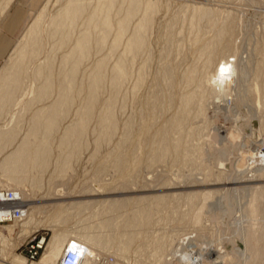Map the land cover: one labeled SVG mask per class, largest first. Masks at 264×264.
Masks as SVG:
<instances>
[{"label": "bare ground", "instance_id": "bare-ground-1", "mask_svg": "<svg viewBox=\"0 0 264 264\" xmlns=\"http://www.w3.org/2000/svg\"><path fill=\"white\" fill-rule=\"evenodd\" d=\"M254 2L255 1H253V3ZM256 2L260 3V5L257 6L262 8V10L259 11L262 15H264V0H256ZM84 5V0H68L67 3L52 16L48 25L49 38L54 41L53 49L58 51L65 50L61 58L60 68L57 71L58 75H55L54 73V56L52 54L48 56L49 61L40 62L35 67V77L36 79H41V83L37 88V99H49L55 89L57 90V97L48 105H44L43 107L33 111L28 129L26 133L23 134L21 140H17L22 129V126L18 125L22 119L19 115L14 116L12 120L14 124L11 122L10 124L4 126L0 131V155H3L0 160V190L12 191L18 194L20 199L25 197V193L20 187V185L25 182L23 181L22 173H25L28 169L35 168V162L40 159L43 166L45 165V162L47 161L46 154L50 153L49 151L51 145L49 143V138L53 136L56 131H58L62 120L69 113V109L75 97V90H78L79 92H82L83 90L86 93L84 94L86 104L83 111L79 113L78 119L72 125L68 126L62 136L61 145H66L70 148V152L66 155L63 165L69 168L72 160L84 147V143L82 145L81 139L86 137L88 124L93 116L94 109L97 107L98 101L100 100L101 87L103 86L105 78L104 64L106 59H102L95 65L93 73L89 76L87 85L84 86L80 81L81 67L84 62L89 59L93 47L96 49H104L111 38L109 55L116 57L115 64L112 68L110 82L112 96L107 102L100 121L101 138L104 140L112 138L118 131L120 122L118 116L120 112L118 111L123 108V105H121V109H119L120 107H117V105L124 86L130 80H133V90L137 91L144 86L150 72V63L152 60L149 55L151 45L149 40V31L154 25L155 15L161 8L160 1L98 0L94 13L84 19L83 29L76 33V27L82 20L84 14ZM118 5L120 7L119 9L117 8L118 11H115L116 22L114 23L112 21V10ZM181 12H183L184 15L182 24L179 28L176 25V23L178 24V21L169 22L167 25L166 29L169 33L167 36L169 35L168 40H170V43L168 42L169 44L166 46L169 48H167L166 52L162 54V59L165 58V60L163 59L165 63L163 62L164 64L162 67L160 66L161 68H159L160 73L156 76L157 81L154 78L156 85L153 84L152 88H154V86L155 89L158 88L156 90L157 93L152 96L151 101L149 100L147 102V116H149L152 120L158 115L161 118V115L165 113L164 110L167 112V108L168 111L171 108H175L173 115L169 114L172 116L171 119L165 121L166 124L163 123L165 125L163 127L161 126L162 128L157 130L155 134L153 133L154 135L152 136L155 139L151 137V140L153 139L151 148H149V151L152 153L150 160L151 165L154 166L158 163L162 164L167 162L169 160V156L171 158V155H176L180 159V155H182V153L184 159L189 158V156L192 158V150L189 149L188 142H190V137L194 134V127L191 128V125L188 126V123H190L191 118H198L200 116H204V118H206L205 112L207 110L205 111V104L206 102H210L207 100V93L209 92L208 83L212 82L215 85V89L210 90V92H213L214 102L216 99L224 100L226 97H230L232 101L235 98V89L239 87L237 90H240L239 93H241V101L248 107L250 116V120L248 121L249 126H252V122L256 121L260 133L256 139H252L250 135H244L240 129L225 130L222 128V131H226V135L224 134L223 136L227 138V140L231 141V143L234 139H241V145L243 147H246L247 145L250 146V154L247 151L245 156L244 151H241V156H252L253 158L254 156H257V167L250 171L252 174L249 178L245 177L246 173L249 171L239 172L241 168L240 165H242L240 163V165H238L239 169L237 172L233 171L234 173H226L224 176L221 175L222 172H220L218 173L219 175H216L218 178L225 177V179L232 184V186H228L229 188H227V190H225V188L222 189V193L219 197H217V204L220 205L224 200H226V202L228 200L230 201L229 205H234L235 202L242 199L243 196L246 200L251 199L253 203V206L249 205L251 202L246 203L244 209L241 206L238 207L236 211L237 214H235L233 221L230 220L234 225L232 226V232L234 234H232L231 238H235L236 230H240V227L244 229L240 235V239L238 240L235 238L234 243H236V245H234L235 249L232 255L223 250V246L213 247L207 244V246L204 247L206 249L199 250L195 256L194 254L192 255L186 251L187 246L182 241L178 243V246L175 245L176 247L174 246L175 248L170 249L169 251V244L167 241L162 237H159L158 241L156 239L157 242L154 240L156 246L160 247L158 254L161 257L158 261L165 258L164 261L166 264H205L206 258H211L210 262L212 264H264V229L262 228L260 233L259 230H249L247 229V226L245 227L244 225L245 222L248 221L247 219L249 217L254 218L258 216V209H256L257 204L254 203V199H256L258 195H264V193H262L264 192V186H262V189L252 186H235L237 183H240V179H253L261 172H264V153L262 151V148L264 147V129L262 126L264 125V114L258 112V109L260 108V110H263L262 112L264 113V102L256 100L254 102L256 105H249V101L251 100V92H249V90H252L253 86L257 87L259 85L260 78H262L261 81H263L264 72L261 70L258 72V69V75H255L257 72H254L256 69L253 71L254 60L252 61L246 54L247 51L243 54L235 51L232 56L229 55V53L232 52L230 47L231 43L226 41L234 35L235 29V14L232 13L231 10L222 11L213 7L211 3L201 2L196 5L186 4V6L182 7ZM40 27L41 22L38 19L37 22H34L30 27L27 39H25L17 48L15 53H13V56L10 57L4 67L3 73L0 74V117L6 105L16 102L18 94L25 88L23 81L25 78V70H27L25 67L26 63L38 57L42 50ZM210 31H213V34L211 37H208V33H210ZM182 32H188L187 34L189 35L186 36L194 41L193 45L197 48L193 51V56H195V58L192 61V65L188 66L183 71V74L180 75L177 71L179 69L176 68L178 67L177 64L173 63L176 67L171 65L173 59L170 62L169 56L172 57L175 50H181L180 46L184 44V42L181 41L187 38L186 36L184 37V35L181 36V34L180 37L177 36V33ZM180 39L181 41L179 42L178 40ZM243 46L245 48L247 44L246 46ZM174 47L178 48L176 49ZM173 49L175 50L173 51ZM245 50H247V48ZM226 56L227 58H225ZM218 59H220V62L217 64L216 70L214 73H211V69ZM138 61L140 64L136 67ZM253 76H255V82L252 86L250 79H252ZM175 88H179L180 92H175ZM153 92L155 91H152V93ZM122 97L126 98V96ZM215 103L217 104V102ZM217 106H215V108H217ZM230 107L233 109L232 106ZM28 108H30L29 105L24 107V109ZM142 110L144 111V109ZM22 112H24V110ZM234 112L236 116L239 115L240 117V112ZM241 117L243 118V116ZM132 119L133 120L129 119L126 123L124 121V125L122 123L124 127H122L123 131L121 132H123L124 135L123 133H120L123 138L119 144L117 143V147L119 149L124 145L126 146V144L132 140L133 127H135L133 122L135 119ZM156 119L158 120V117ZM153 126L154 124L152 123L149 125L146 124L147 130L149 131L153 128ZM216 129L220 132L217 127ZM216 129L214 131H216ZM218 132L216 134L215 132L213 133L214 138L219 135ZM219 136L223 139L222 135ZM38 137H42L44 139V141H42L43 143L39 144V147L43 148L44 151L42 157L39 156L33 148L35 140ZM187 138L188 140H186ZM136 147L138 146L136 145ZM122 154L123 153L117 152V155L115 156L114 167L117 168V171L118 168H123L125 162L126 157ZM224 154L226 155V153ZM172 158L174 159L173 156ZM176 160L178 159H175V161ZM190 161L192 162V159ZM242 166L244 167V165ZM167 197L168 196L165 194H156L135 198H113L82 203L78 208L81 213L85 210H91L92 216H94L92 212H98V214L109 213L110 216L107 219H103L102 221L100 220V225H96L94 228L84 222L87 225L83 223L84 226H78L80 228H77L76 231L68 229L64 232L55 234L48 243L45 254L43 255L44 257L39 264H58L57 259L61 256L63 257L66 247L72 240L85 246L86 258L82 264H93L95 260L97 261L98 258H100L101 254L97 252V248L110 249L113 246H116L119 253H128L131 246L135 242V239L141 235V232H139L141 231L140 228L150 226L153 216L155 214L158 215V208L164 202L166 204L165 200ZM187 197L190 199V202H193L199 199V194H188ZM133 201L135 205L134 207L132 206L133 210H131V214L128 215L127 218L123 217L125 218L124 222L121 219L124 226L118 228L121 226V224H119L121 221H119V217L117 219L115 212H121V216L126 215L125 212L128 210ZM22 202V199L21 202H0V209L6 208L7 210H12L18 208L24 211ZM76 204H79V202L74 203L72 208H75ZM100 206L101 209H99ZM212 209L215 210L213 211V216L215 218L222 219L225 217L227 212H229V210L224 208L222 204L218 207V209H214L212 205L210 210ZM1 212L2 211H0V218L3 217ZM34 213L35 208L32 212H30L31 215L29 216V220L23 222L24 226L31 222L32 215ZM166 217L168 218L169 216ZM24 218L25 217L15 219L14 224L0 226V235H2L4 228H8V230L12 232L13 227L19 224L21 220H25ZM87 219L88 217L86 220ZM117 223L119 225H117ZM98 228H107V234L97 233L95 230ZM138 232L139 236H137ZM257 232L260 234H256ZM256 235L257 237H255ZM228 236L227 239L231 241ZM237 240L240 241L242 244L241 246L238 245ZM155 244L154 248H157L155 247ZM11 258V264H26L24 263L25 260L20 257Z\"/></svg>", "mask_w": 264, "mask_h": 264}, {"label": "rangeland", "instance_id": "rangeland-1", "mask_svg": "<svg viewBox=\"0 0 264 264\" xmlns=\"http://www.w3.org/2000/svg\"><path fill=\"white\" fill-rule=\"evenodd\" d=\"M67 1L68 0H0V28H2L3 22L11 13L12 15L15 13L18 15L20 20L19 24H21L18 34L8 33L10 37H17L7 58L5 60L0 58V74L3 73L4 67L10 57L13 56V53H15L23 41L27 39L28 31L33 23L37 22L38 19L41 22L40 37L42 41V50L39 56L34 60L30 62L25 61L27 62L25 66L27 70H25V78L23 81L25 88L18 94L16 102L6 105L0 117L1 131L4 126L13 122L12 120L14 116H21L22 119L18 125L22 126V129L17 138L18 141L21 140L23 134L26 133L33 111L43 107L44 105H48L57 97V90L55 89L49 99H37V88L41 83V79H36L35 67L40 62L49 61L48 56L52 54L54 56V73L55 75H58L57 71L60 68L61 58L65 50L58 51L53 49L54 41L49 38L48 25L52 16L59 11L60 8L67 3ZM159 1L161 3V8L155 15L154 25L149 31V40L151 44L149 55L152 61L150 63V72L147 77V81L144 86L137 91L133 90V80L127 82L122 89L117 107H120L119 109H121L122 107L124 108L125 105L126 106L124 109L122 108L123 110L121 109L118 111L117 109V111L120 112V114H118L120 121L119 128L116 135L112 138L106 140L102 139L100 127L102 113L107 105V102L112 96L110 82L112 68L115 64L116 57L109 55L111 38L104 49H96L93 47L89 59H87L82 65L80 71V81L84 86H86L89 81V76L93 73L97 62L102 59H106L104 64L105 78L103 86L101 87V97L88 124L86 137L81 139L82 145L84 143V147L72 160L69 168L63 165V161L66 155L69 154L70 148L66 145H61L62 136L68 126L72 125L78 119L79 113L83 111L86 104V100L84 98V94L86 93L83 90L82 92L75 90V97L69 109V113L62 120L58 131H56L53 136L49 138V143L51 145L49 151L50 153L46 154L47 161L45 162V165L43 166L40 159L35 162V168L28 169L25 173H22L23 181L25 182L23 183L24 185L21 184L20 187L25 193V197L21 198L23 201V209L25 211V220H21L19 224L15 225L12 232L8 230V228L3 229L2 235H0L1 264H11V257H20L25 260L24 263L26 264H39L44 257L43 255L45 254L48 243L55 234L64 232L68 229L76 231L77 228L79 229L86 223L94 228V226L100 225V220L102 221L110 216L109 213L98 214V212H92L94 215L92 216L91 210H85L82 213L79 212L78 208L84 202L125 197L135 198L156 194L167 195L168 197L165 200L167 205L164 202L158 208V215L155 214L153 216L150 226L140 228L141 231L139 232H141V235L135 239V242L131 246L129 252L121 254L117 251L116 246H113L110 249L97 248V252L100 253L101 256L97 261L95 260L93 264H166L164 261L165 258L161 259L162 262L158 261L161 257L158 254L160 247L156 246L154 240L156 241L157 239L158 241L159 237H162L167 241L169 244V251L170 249L175 248V245L178 246V243L182 241L187 246L186 251L192 255L194 254L195 256L199 250L206 249L204 247L207 246V244L213 247L223 246V250L230 253V255L233 254L235 249L234 245H236V243H234L235 238L239 240L244 229L240 227L239 230L237 228L238 230H236L235 238H231L232 234H234L232 232V226L234 225L231 221H233L235 214H237L236 211L238 207L241 206L244 209L246 203L249 202H251L249 205L253 206L251 199L249 200L247 198L248 200H246L243 196L242 199L239 201L237 200L234 205H229L230 201L227 200L226 202V200H224L221 204L224 208L229 210V212H227L225 217L222 219L215 218L213 216V211L215 210L210 209L212 205L214 209H218L221 204H217V197H219L222 193L221 191L223 188L227 190V188L232 186V184H230L225 177L218 178L216 176L219 175L218 173L222 172L223 174L221 173V175L224 176L226 173L237 172L239 169L238 165L242 164L244 167L240 165L241 168L239 172L249 171L245 175V177L249 178L252 174L250 171L257 167V156H254L253 158L252 156L247 155L248 157H245L247 151L249 153L250 146L247 145L246 147H243L241 145V139H234L231 143V141L227 140V138L223 136L224 134L226 135L225 130L227 129H240L244 135H250L252 139H256L260 133L256 121H253V125L249 126L248 121L250 120V116L248 107L241 101V93H239L240 90H237L239 87L235 89V98L232 101L230 97H226V100L216 99V104L213 100V92H210V90L215 89V85L212 82L208 83L209 92L207 93V100L210 102H206L205 104V111L207 110L205 112L206 118H204V116L191 118L190 123H188V126L191 125V128L194 127V134L190 137V142H188V147L192 150V158L189 156V158L184 159L182 153V155H180V159L176 155H171V158L169 156V160L167 159L168 163L164 162L162 164L158 163L154 166L151 165L150 160L152 153L149 151V148H151V143L153 142L152 140L155 139L152 135H154L157 130L166 124L165 121L171 119L172 116L169 114L173 115L175 108H171L169 111L167 108V112L164 110L165 113H162L163 115H161V118L158 115L155 116L153 120L147 116L146 109L148 107L147 102L149 100L151 101L152 96L157 93L156 90L158 88L155 89V86L154 88L152 87L153 84L156 85V76L160 73L159 68H161L165 63V58H163L164 60L162 59V54L166 52L167 48H169L166 46L170 43V40H168L169 35L167 36V34H169L166 29L167 25L169 22L178 21V24L176 23L177 27L179 28L181 26L184 15L183 12H181L182 7L186 6V4L196 5L201 2H207L222 11L231 10L232 13L235 14V29L234 35L231 37L232 39L229 38L228 41H226L231 43L230 47L232 52L229 53V55L232 56L235 51H238L241 54L247 51L249 54L247 52L246 54L252 61L254 60L253 71L256 69L254 71L255 73L258 69V72L260 70L264 72V15H262L259 11L262 10V8L258 7L260 3H257L256 0H253L255 1L254 3L252 0ZM97 2L98 0H84V14L82 20L76 27V33L83 29L84 19L94 13ZM119 7V5L115 6L112 10V21L114 23L116 22L115 11H118ZM182 33H177V36L180 37V34L181 36L184 35V37L189 35L187 34L188 32ZM212 34L213 31H210V33H208V37H211ZM178 41L180 42L181 39ZM181 42H184L182 45L183 47H179L181 50L177 49L178 47H174L178 50L173 49V51L175 50L174 53L177 54L173 53L172 57L169 56L170 62L172 59L174 60H172L171 65L176 63L179 67L178 68L174 65L177 69H179L177 71L180 75L183 74V71L188 66L192 65V61L195 58V56H193V51L197 48L193 45L194 41L191 38L189 39V37L185 38V40ZM243 45L246 47L244 48ZM246 48L247 50H245ZM227 56L225 58H227ZM219 62L220 59H218L212 67L211 73L215 72L216 66ZM139 64L140 63L138 61L136 67H138ZM258 72L255 75H258ZM254 77L255 76L250 79L252 86L255 82ZM154 78L156 81H154ZM261 80L262 78H260V81ZM260 81L257 87L253 86L252 90H249V92H251L249 105L255 104L254 102L256 100L264 102V78L263 81ZM152 91L155 92L152 93ZM175 92L179 93L180 89L175 88ZM122 96H126V98H123ZM27 105H29L30 108L24 109ZM121 105L123 106L121 107ZM215 106H217V108H215ZM230 106H232L233 109H231ZM142 109H144V111ZM23 110L24 112H22ZM234 111L240 112V117L239 115L236 116ZM262 111L263 110H260V108L258 109L259 113L264 114ZM241 116H243V118ZM157 117L158 120L156 119ZM128 118L130 120H133L132 118L135 119L133 121L135 127H133L132 140L126 144V146L124 145L119 149L117 147V143L119 144L123 138L122 134L120 135V133H123L121 132L123 131L122 127H124L123 122L125 121L126 123L129 121ZM150 123L154 124V126L149 131L147 130L146 124L149 125ZM215 126L220 132L217 131ZM218 126L221 127L219 128ZM262 126L264 129V125ZM222 128L225 129L223 130L225 133L222 131ZM215 129L216 131H214ZM214 132L215 134L218 132L219 135H222L223 139H221V136L219 135L214 138ZM151 137L153 138L152 140ZM186 140H188V138ZM42 141H44V139L42 137H38L35 140L33 147L34 151L41 157L44 154L43 148L39 147V144L43 143ZM136 145L138 147H136ZM241 151H244L245 156H241ZM262 151L264 153V147L262 148ZM117 152L123 153L124 155H122L126 157L123 168H118V171L117 168L114 167V160ZM224 153H226V155ZM2 157L3 155L1 154L0 160ZM175 159H178L179 161H175ZM191 159L192 162L190 161ZM146 164L147 166L150 164V166L147 167ZM235 186H252L262 189V186H264V172H261L253 179H240V183H237ZM194 193L199 194V199L190 202V199L187 196L188 194L190 195ZM258 196L254 199V203L257 204L256 209H258V216L254 218L249 217L247 219L248 221H246L244 225L245 227L247 226V229L249 230H259L261 233V229H264V195ZM78 202L79 204H76V207L72 208L74 203ZM134 205L133 201L124 216H121V212H115L117 219L119 217V221L122 219L124 222V219L131 214V210H133L132 206L134 207ZM34 208L35 213L32 215V220L27 224L29 226H24L23 222L29 220V216L31 215L30 212H32ZM99 209H101V206ZM166 216L169 217L167 218ZM87 217L88 219L86 220ZM122 221L119 223L121 226L118 228L124 226ZM11 224H14V222L0 224V226ZM119 224L117 223V225ZM95 231L101 234L108 232L107 228H98ZM139 232L137 233V236H139ZM260 233L257 232L256 234L259 235ZM35 235L46 236V244L40 256L36 260L31 261L28 259V247L31 238H34ZM227 236L231 239V241L227 239ZM255 237H257V235ZM154 244L157 248H154ZM238 245H242L240 241H238ZM61 258L62 256L57 259L58 264ZM206 260L205 264H212L210 262L211 258H206Z\"/></svg>", "mask_w": 264, "mask_h": 264}, {"label": "built area", "instance_id": "built-area-1", "mask_svg": "<svg viewBox=\"0 0 264 264\" xmlns=\"http://www.w3.org/2000/svg\"><path fill=\"white\" fill-rule=\"evenodd\" d=\"M21 202L19 195L7 190H0V202L1 203H11V202ZM6 208L0 209L2 211V218H0V224L14 222L15 219H21L24 217V211L15 208L12 210H5ZM13 212V213H11ZM46 236L35 235L29 242L28 247V259L31 261L36 260L41 252L45 248ZM86 258L85 246L80 245L78 242L70 241L63 257L60 259L59 264H82Z\"/></svg>", "mask_w": 264, "mask_h": 264}, {"label": "crops", "instance_id": "crops-1", "mask_svg": "<svg viewBox=\"0 0 264 264\" xmlns=\"http://www.w3.org/2000/svg\"><path fill=\"white\" fill-rule=\"evenodd\" d=\"M19 21L18 15L16 13L12 15L11 13L3 22L2 28H0V58H3L4 60L9 55L17 37H10L8 33L18 34L21 26Z\"/></svg>", "mask_w": 264, "mask_h": 264}]
</instances>
